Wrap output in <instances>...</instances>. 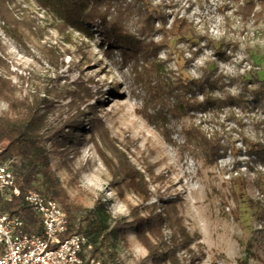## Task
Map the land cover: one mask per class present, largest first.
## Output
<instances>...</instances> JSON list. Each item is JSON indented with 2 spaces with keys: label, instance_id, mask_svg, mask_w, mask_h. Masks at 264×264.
Here are the masks:
<instances>
[{
  "label": "rangeland",
  "instance_id": "1",
  "mask_svg": "<svg viewBox=\"0 0 264 264\" xmlns=\"http://www.w3.org/2000/svg\"><path fill=\"white\" fill-rule=\"evenodd\" d=\"M42 1L15 0L14 4L21 17L40 27L35 33L20 24V39L16 40L6 33L0 19V52L10 66L3 71L19 85L18 95L26 96L47 85L44 79L53 74L43 50L45 45L57 46L64 54L59 72L62 83L94 81L90 87L102 102L99 117L111 137L127 149L132 163L145 173L153 194L149 204L176 202L179 216L195 237L193 254L179 252L184 264H264V219L260 217L264 209V166L257 157L248 155L242 138L243 134L264 141V114L251 107H224L214 120L209 112L199 110L184 114L177 109L172 114L168 102L149 97L144 87L135 85L134 62L123 67L121 52L106 42L100 24L85 23L88 33L68 22L63 33L55 27L65 22V16L45 7ZM151 2L168 15V26L176 17L186 18L198 33L215 41L217 50L224 47L225 55L219 51L217 56L216 49L204 42L172 39L168 51L159 54L163 61L171 55L164 67L167 77L190 80L205 73L222 76L225 87L215 94L234 96L254 73L264 80V18L257 25L243 22L234 0ZM188 59L191 61L186 63ZM153 63H146L147 69L152 70ZM30 74L31 80L24 83L21 77L28 80ZM196 97L203 100L200 92ZM71 101L68 96L55 99L43 112L42 132L51 136L47 149L52 169L75 207L96 211L109 221H132L131 207H137L141 200L130 189L125 191L126 201L121 199L97 153L88 124L78 139L69 132L77 113ZM7 111L8 104L0 99V115ZM193 124L209 137L214 130L224 132L231 147L227 154L210 164L201 143L184 134ZM9 161L13 164L17 159ZM110 248L123 264H152L146 260L148 252L134 228L112 237ZM108 264L113 261L108 260Z\"/></svg>",
  "mask_w": 264,
  "mask_h": 264
},
{
  "label": "trees",
  "instance_id": "2",
  "mask_svg": "<svg viewBox=\"0 0 264 264\" xmlns=\"http://www.w3.org/2000/svg\"><path fill=\"white\" fill-rule=\"evenodd\" d=\"M234 2L243 22L253 21L257 25L263 20L264 0ZM14 4L15 0H0V19L5 24L6 33L18 40L17 27L20 24L26 25L33 33L40 27H33L26 17H21ZM42 4L65 16V22L55 27L63 33L69 23L86 32L85 23L100 24L106 42L121 52L123 67L127 68L134 62L131 69L135 85L144 87L149 97L168 102L172 114L177 109H182L184 114L199 110L209 112L211 120H214L224 107H251L264 114V80H260L257 73L251 79L244 80L236 96L230 93L215 94L225 87L222 76L214 77L211 73H205L199 79L190 80L180 76L172 80L166 76L164 67L171 55L163 61L159 54L168 51L172 39L179 38L181 42L189 43L197 40L204 42L210 49H216L217 46L207 35L198 33L193 22L186 18L176 17L168 26V15L161 6H154L151 0H43ZM219 51L225 55L223 46L216 49L217 56H220ZM43 53L52 67L53 77L50 75L44 79L46 86L36 88L26 96H19V85L3 71L5 68L10 70V66L0 52V99L8 104V111L0 115V160L5 163L17 159L11 166L22 190L20 197L11 200L0 197V205L5 211L23 218L26 233L41 234L40 217L25 204L24 195L29 190H35L56 201L69 218L68 230L62 239L74 235L85 236L93 247L91 256L101 261V264H108V260L113 261V264H123L116 253L111 252V238L123 235L130 228L136 229L138 240L147 250L146 260L152 264H184L179 252L193 254L195 237L189 233L179 216L176 202L166 200L149 204L153 194L145 173L132 163L127 149L111 137L105 122L99 117L98 108L102 102L90 87L94 81L71 85L62 83L59 72L64 66V54L57 46L51 45H45ZM142 60L144 62L140 65ZM190 61L188 59L186 63ZM148 62H154L152 70L147 69ZM31 77L30 74L28 80L26 77L21 78L25 83ZM197 92L202 94L203 100L196 97ZM63 96L71 98V107L77 110L75 120L69 125V132L78 139L87 130L84 126L88 124L97 153L121 199L126 201L125 191L130 189L141 200L137 207H131L132 221L112 219L111 216L109 221L103 214L75 207L69 200L60 178L51 167L47 149L51 136L42 132L45 108ZM85 108L90 110L89 114ZM261 122L264 133V120ZM184 132L189 140L201 143L210 164L216 163L231 148L222 131L214 130L209 137L208 133L193 124ZM242 138L248 155L257 157L264 166V141L257 137H243V134ZM260 217L264 219V209Z\"/></svg>",
  "mask_w": 264,
  "mask_h": 264
},
{
  "label": "built area",
  "instance_id": "3",
  "mask_svg": "<svg viewBox=\"0 0 264 264\" xmlns=\"http://www.w3.org/2000/svg\"><path fill=\"white\" fill-rule=\"evenodd\" d=\"M21 195L11 162L0 160V197L11 200ZM24 197L25 204L40 217L42 233H26L23 218L0 205V264H101L91 256L93 247L85 236L62 239L69 218L59 203L35 190Z\"/></svg>",
  "mask_w": 264,
  "mask_h": 264
}]
</instances>
